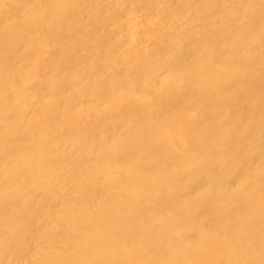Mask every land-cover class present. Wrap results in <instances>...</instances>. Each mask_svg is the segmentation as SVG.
<instances>
[{"label":"bare ground","instance_id":"6f19581e","mask_svg":"<svg viewBox=\"0 0 264 264\" xmlns=\"http://www.w3.org/2000/svg\"><path fill=\"white\" fill-rule=\"evenodd\" d=\"M0 264H264V0H0Z\"/></svg>","mask_w":264,"mask_h":264}]
</instances>
